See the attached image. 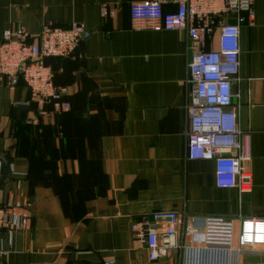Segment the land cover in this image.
<instances>
[{
	"label": "crops",
	"instance_id": "obj_1",
	"mask_svg": "<svg viewBox=\"0 0 264 264\" xmlns=\"http://www.w3.org/2000/svg\"><path fill=\"white\" fill-rule=\"evenodd\" d=\"M140 1L0 0V38L46 23L86 28L73 56L48 60L68 88V113L35 124L31 110L18 120L16 105H29L30 94L0 84V159L12 160L0 198L27 206L31 218L26 229L0 231V264H181L179 249L151 261L132 224L160 210L226 216L237 228L264 218V0L239 24L233 92L252 174L243 192L217 186L215 161L186 157L187 33L132 29L130 5ZM102 4L115 15L103 17ZM207 49H218L217 33ZM177 239L190 241L181 231ZM236 264H264V245L244 249Z\"/></svg>",
	"mask_w": 264,
	"mask_h": 264
},
{
	"label": "built area",
	"instance_id": "obj_2",
	"mask_svg": "<svg viewBox=\"0 0 264 264\" xmlns=\"http://www.w3.org/2000/svg\"><path fill=\"white\" fill-rule=\"evenodd\" d=\"M255 1L144 0L130 5L134 30L187 33L186 157L215 161L217 186L242 192L252 186V174L244 169L251 156L244 145L233 82L240 72L239 24L245 20L244 13L253 19ZM101 15L113 17L115 10L102 4ZM230 15L238 21L229 22ZM85 33L84 24L78 21L68 26L46 23L36 33L24 27L4 31L0 38V84L12 92L21 85L28 90L29 105L35 112L30 122L39 124L71 110L68 88L55 82L48 60L73 56ZM216 33L218 49H207ZM30 224L27 206L4 204L0 198V231L26 229ZM179 231L183 238H190L188 243L178 241ZM132 232L134 241L147 248L151 261L179 249L181 264H236L244 249L264 245V218H242L237 228L226 216L190 218L175 210H160L135 221ZM104 264L115 263L107 260Z\"/></svg>",
	"mask_w": 264,
	"mask_h": 264
},
{
	"label": "water",
	"instance_id": "obj_3",
	"mask_svg": "<svg viewBox=\"0 0 264 264\" xmlns=\"http://www.w3.org/2000/svg\"><path fill=\"white\" fill-rule=\"evenodd\" d=\"M17 118L21 119L23 112L31 111V107L27 104H17ZM3 162V172L0 181H4L5 178L10 174L12 160L8 156H4L0 159Z\"/></svg>",
	"mask_w": 264,
	"mask_h": 264
},
{
	"label": "trees",
	"instance_id": "obj_4",
	"mask_svg": "<svg viewBox=\"0 0 264 264\" xmlns=\"http://www.w3.org/2000/svg\"><path fill=\"white\" fill-rule=\"evenodd\" d=\"M1 184V183H0Z\"/></svg>",
	"mask_w": 264,
	"mask_h": 264
}]
</instances>
